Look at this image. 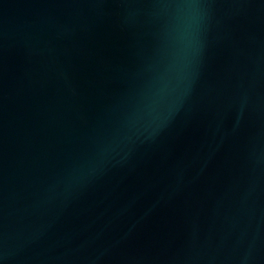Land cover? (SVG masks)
Returning a JSON list of instances; mask_svg holds the SVG:
<instances>
[{"label": "water", "instance_id": "95a60500", "mask_svg": "<svg viewBox=\"0 0 264 264\" xmlns=\"http://www.w3.org/2000/svg\"><path fill=\"white\" fill-rule=\"evenodd\" d=\"M0 264H264V0H0Z\"/></svg>", "mask_w": 264, "mask_h": 264}]
</instances>
